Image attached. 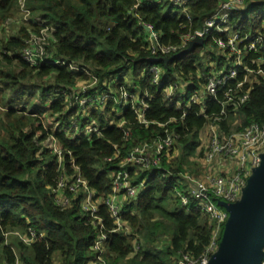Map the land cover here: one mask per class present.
Masks as SVG:
<instances>
[{
    "label": "trees",
    "instance_id": "16d2710c",
    "mask_svg": "<svg viewBox=\"0 0 264 264\" xmlns=\"http://www.w3.org/2000/svg\"><path fill=\"white\" fill-rule=\"evenodd\" d=\"M220 1L186 0L185 15L172 0H25L30 18L22 21L15 35L0 37V264L18 260L52 264L54 254L61 264H177L185 253L195 258L203 254L212 236L209 216L183 210L174 188L185 170L197 166L189 156L196 155L199 136L209 124L226 136L252 123L264 124V0H245L243 8L230 13L233 31L262 35L261 52L245 56L246 70L228 80L216 98L209 97L205 110L179 93L171 101L163 88L190 79L188 91L201 90L203 77L210 71L204 52L208 44L215 46L211 37L164 63L159 60L162 56L151 54L145 26L153 28L164 44L177 46L186 35L201 31ZM18 8V0H0V34L15 25ZM41 28L48 31L47 54L30 66L22 51ZM207 55L208 62L215 63L213 70L219 71L227 60L212 52ZM58 61L65 64L56 65ZM153 67L163 71L160 87L153 83ZM87 81L94 84L79 86ZM122 92L127 94L124 100ZM246 93L247 99L238 107L225 103L229 96L239 98ZM103 94L107 99L100 103ZM136 95L139 99L134 104ZM80 99L89 101L79 106ZM141 101L147 106L146 123H140L134 111L141 108ZM223 108L225 115L214 121ZM91 119L100 136L73 138V124L82 129ZM121 120L125 123L121 129L109 124ZM165 129L178 135L176 146L182 154L170 158L173 147L171 156L164 155L158 167L124 166L130 183L138 188L135 196L123 201L120 213L130 232H109L113 219L107 207L100 205L96 215L103 221L108 240L106 263L99 261L92 247L100 232L81 210L82 197L64 209L54 203L52 190L60 176L72 173L67 153L73 155L95 198L106 199L122 171V160L143 143L162 139ZM124 130L130 132L128 139ZM49 137L63 149L64 167L59 168L56 155L44 145ZM29 230L37 239L33 243L27 245L18 237L7 243L9 234H28Z\"/></svg>",
    "mask_w": 264,
    "mask_h": 264
},
{
    "label": "built area",
    "instance_id": "2783aa9c",
    "mask_svg": "<svg viewBox=\"0 0 264 264\" xmlns=\"http://www.w3.org/2000/svg\"><path fill=\"white\" fill-rule=\"evenodd\" d=\"M245 0H222L220 1L219 8L215 13L209 17L203 25L201 31L195 33L194 36L186 35L183 37L181 43L177 46L164 44L153 28L145 26L148 31V45L151 54L154 56H169L176 54L177 52L184 50L188 42L196 35L202 36L204 39L207 36L211 37L212 42L222 50L224 53L220 56H225L229 59L228 64L221 66V69L217 73L212 70L211 74L204 75L203 79V91L195 89L192 95L186 92V95L179 93L180 96H187L188 102L193 103L204 108L206 101L209 97L216 98L218 93L223 89L225 83L228 80H234L237 74L241 70H246L244 64V58L249 52H261V45L263 37L260 33L255 35H244L239 32L233 31L229 24L230 13L234 10H239L244 7ZM172 4L178 7L182 12L187 15V8L184 7L186 0H172ZM19 11L23 15V21L30 18V12L25 8V0H18ZM220 35V36H216ZM48 38L47 28H41L40 33L32 35L27 41V46L23 49V59L26 60L30 66H35L46 56L45 44ZM234 64H231V62ZM61 63L55 62L56 65ZM65 64V63H61ZM71 70L77 71L78 69L73 65L68 66ZM153 83L156 87L161 86V74L162 69L153 67ZM192 80H182L181 83L175 85H168L163 88L167 97L172 101L178 89L188 91L189 85ZM94 84V81H89L88 86ZM176 88V89H174ZM201 91V92H199ZM126 93L122 92L121 99L126 98ZM248 93L239 98L227 97L225 103H230L235 107L243 104L247 99ZM107 99V97H105ZM78 98H75L77 101ZM89 101L88 99H80L79 106ZM104 100L100 99V103ZM179 103L176 102V106ZM147 108L146 104L142 102L141 108H137L134 111L137 114L138 121L146 123L144 119V110ZM205 110V109H203ZM225 115V109L221 111L215 120H221ZM109 124L115 125L119 129L123 128L124 121L119 122L110 121ZM73 138L80 134L91 135L92 133L100 136L96 122L93 119L85 123L82 129L75 124ZM160 127L164 124H160ZM165 129V136L162 139H158L153 143H143L131 151L126 159H123L119 165L122 171H119L113 180L112 193L106 199L95 198L94 191L89 187L87 180L79 173L78 167L75 165L73 155L68 152L70 157L69 167L72 171L71 175H61L56 187L52 190L54 195V203L58 208H67L72 205L74 200L81 198L80 207L86 215L90 216L94 224L99 230V236L95 240L92 249L97 253V259L103 261L104 245L108 240V235L103 232V221L96 213L99 210L100 205L107 207L108 213L113 219L114 227L109 232H121L125 234L130 232L126 223L121 220L122 203L127 198L136 195L137 187L130 183L129 175L126 173L124 166L126 164L138 165L141 168H149L150 166L159 165L162 157L171 156L170 150L176 146V139L178 135L169 133ZM207 138L204 144L203 158L204 164L201 167L203 173L200 176L196 174H190L188 170H185L181 175L178 184L174 188L175 195L179 198L181 207L186 212L190 210L201 212L209 216L211 224V240L207 245L205 251L201 256L195 258L189 254L182 256L177 264H206L211 254L216 250L218 243L222 236L223 226L228 218V211L224 210L218 205L219 201L233 203L237 201L242 194V188L245 186L246 180L251 174V169L257 166L260 162V155L264 152V124L252 123L244 128V131L240 133H233L226 136L214 124H209L206 127ZM124 137L128 139L130 132L124 130ZM44 145L55 154L57 162L60 167H64V154L61 146L53 138L49 137L45 140ZM175 152V151H174ZM116 153L119 155L118 152ZM139 186H142L140 184ZM186 187V190L183 188ZM194 205H191V200ZM216 203V204H215ZM26 233L14 232L13 235L18 237L20 241L29 245L36 241L35 234L32 231ZM261 264H264L262 261Z\"/></svg>",
    "mask_w": 264,
    "mask_h": 264
},
{
    "label": "water",
    "instance_id": "95a60500",
    "mask_svg": "<svg viewBox=\"0 0 264 264\" xmlns=\"http://www.w3.org/2000/svg\"><path fill=\"white\" fill-rule=\"evenodd\" d=\"M203 41L202 36L196 35L186 49L159 60L173 62ZM241 191V197L233 203L218 202L228 211V218L218 246L206 264H261L264 261V152Z\"/></svg>",
    "mask_w": 264,
    "mask_h": 264
},
{
    "label": "rangeland",
    "instance_id": "374dc122",
    "mask_svg": "<svg viewBox=\"0 0 264 264\" xmlns=\"http://www.w3.org/2000/svg\"><path fill=\"white\" fill-rule=\"evenodd\" d=\"M174 12H176V13H180L181 12V10H179L178 8H174V10H173ZM263 12H264V9H263ZM17 21V22H16ZM23 15H22V13H21V11H19V8H18V11L15 13V16H14V19H13V22H12V24H15V25H8L7 27H8V32H6L7 30H5L4 31V33H1L0 34V37H2V36H4V37H7V36H11V35H15L16 34V28H18L23 22ZM207 52H212L213 54H217V55H222V53H224L222 50H220L218 47H216V45L214 46V45H212L211 43L210 44H208L207 46H206V49H205V52L204 53H206V55L204 56L205 58V67H206V65L210 68V71H212L213 69L212 68H215V63L214 62H211V61H209L208 62V59L210 58V56H208L207 55ZM228 62H229V59H227L225 62H223V65H226V64H228ZM231 64H234V62L232 61L231 62ZM235 65V64H234ZM216 69V68H215ZM216 73H217V70H214ZM208 74H211V72H209ZM127 77H126V80L129 82L130 81V78H129V76L128 75H126ZM86 83H89V81H87V82H80L79 83V86H83L82 88H85L86 86H85V84ZM203 85V84H202ZM203 87L204 86H201V91H203L204 89H203ZM174 89H176V88H174ZM177 90V89H176ZM200 90V89H199ZM201 91H199V92H201ZM177 92L178 93H183L184 95H186V92H187V90L185 89V90H183V89H178L177 90ZM189 92V91H188ZM189 94L190 95H192V92H189ZM105 97H107V95L106 94H103V95H101L100 96V98H99V100L100 99H103V100H106V98ZM182 97H185V96H182ZM187 97V96H186ZM137 99H139V96L138 95H136V96H134L133 98H132V100H133V102H134V104H136V101H137ZM187 99L189 100V98L187 97ZM120 103V101L118 100V103L117 104H119ZM140 104H142V101L140 102ZM1 109V108H0ZM51 118V120H52V117H48V119H50ZM47 121V120H46ZM46 121H44V123H45V125L47 126L48 124H50V125H48L49 127H53V125L51 124V123H49V122H46ZM79 129H80V125H79ZM206 128L203 130V132H201V134H200V136H199V141H200V145L197 147V148H195V151H196V155H193V156H189V161H194V162H196L197 163V166H194V167H192V168H190V169H192L191 171H189L188 170V172L190 173V174H196L197 176H200V174H202L203 175V173H202V171H201V167H202V165L204 164V158H203V156H201V157H199L198 156V154L201 152V151H203L204 150V144L206 143V140H207V138H205V135H206ZM175 153L170 157V158H172V157H178V156H180L181 154H182V151H180V146L179 147H177V146H175ZM204 153H205V150H204ZM169 162H171L170 160H168ZM188 168V167H187ZM188 168V169H189ZM184 190H186V187H184L183 188ZM191 200V205H194V202L192 201V199H190ZM180 203V202H179ZM216 204V203H215ZM181 205V204H180ZM11 234H13V233H11ZM6 241H7V243L8 244H11V243H13V242H16L17 241V239H16V236H12V235H8L7 236V239H6ZM132 243H133V246L135 247V248H137V244H136V241H135V239H133L132 240ZM13 249H14V246H13ZM104 251H105V249H103ZM14 252H15V254H16V256L18 257V253H17V251L14 249ZM104 254H105V252H104ZM104 254H103V259H104ZM104 262L106 263V261H105V259H104ZM16 264H25L23 261H20V260H18L17 261V263ZM52 264H61V262H60V258L58 257V255L57 254H54L53 255V261H52Z\"/></svg>",
    "mask_w": 264,
    "mask_h": 264
}]
</instances>
